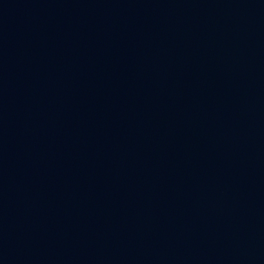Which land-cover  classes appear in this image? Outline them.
<instances>
[{
    "label": "water",
    "instance_id": "95a60500",
    "mask_svg": "<svg viewBox=\"0 0 264 264\" xmlns=\"http://www.w3.org/2000/svg\"><path fill=\"white\" fill-rule=\"evenodd\" d=\"M0 264H264V0H0Z\"/></svg>",
    "mask_w": 264,
    "mask_h": 264
}]
</instances>
